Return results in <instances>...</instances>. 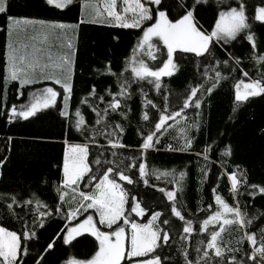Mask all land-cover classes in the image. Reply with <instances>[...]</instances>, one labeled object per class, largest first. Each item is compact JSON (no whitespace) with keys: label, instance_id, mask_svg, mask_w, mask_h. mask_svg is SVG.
I'll use <instances>...</instances> for the list:
<instances>
[{"label":"snow or ice","instance_id":"snow-or-ice-1","mask_svg":"<svg viewBox=\"0 0 264 264\" xmlns=\"http://www.w3.org/2000/svg\"><path fill=\"white\" fill-rule=\"evenodd\" d=\"M45 2L57 9H64L71 5L73 0H45ZM206 2L207 0H193L191 5H188L186 0L178 2L176 8L179 12L175 19H170L169 11L163 9V0H104L102 10L90 6L93 8L92 18L89 20L82 18L77 24L7 16L5 66L2 75L5 100L7 87L13 82L18 84V99L24 95L21 89L44 81H51L62 89V92H59L54 87L44 86L29 92L27 103L19 106L13 104L7 108L8 123H13L15 120H28L45 110L57 108V98L62 95L63 108H58L59 116L68 122L70 131L74 130L84 136L85 142L65 148L62 177L55 189L58 202H54L49 209L47 204L37 200L31 223L20 217L22 226L19 234L0 227V264H26L24 257L29 255L27 242L37 237L35 229L44 226L43 218L50 217L54 213L62 214L69 222L78 221L74 226L67 227L66 235L63 236L65 245L70 244L85 232L90 233L98 242V250L91 259L75 261L73 264H121L125 258L131 264L133 258L149 256L151 258L137 259L136 264H164L166 258L158 254L157 250L168 245L170 234L175 230V224L172 220L163 218V213L160 211H152L145 223L136 222L130 215L134 214L135 217L143 218L148 212V206L136 196H130L120 183L125 182L128 185L135 183L132 177L126 174L128 170L133 169L138 171L139 179L145 186H149L150 175L155 176L156 179L173 176L174 187L171 190L159 188L158 191L163 193L169 202L171 216L182 222L184 235L181 239L187 240L194 232V222L192 219H186L182 214L183 201L178 199V193L183 191L186 173L181 171L176 178L175 170L161 172L153 168L149 171L145 154L160 142L159 137L164 135L168 127H171L168 121H186V110L189 108L194 109L196 116L199 117L205 98L211 96L221 82L227 79L220 70L221 62L215 55L216 45L224 48L238 39H243L255 49L245 0H236L235 6L228 5L227 10L219 11L210 31L203 29L195 16L197 6ZM6 11L7 0H0V14ZM251 19L264 23V0L261 5L254 6V16ZM82 23H106L109 27L139 29L141 32L132 49V55L125 61V71L130 68L132 73L131 81L125 79L120 90L115 94L108 91L107 95L110 99L103 108L89 104L96 116L95 125L100 127L90 128L80 108H76L74 112L70 111L69 102L74 90L76 72V49L71 38L66 37L70 30L78 29L79 24ZM115 38L118 39V37ZM52 41H57V46L62 49L55 55L51 51L50 42ZM158 45L166 49V58L163 59L161 66L153 68L143 59L137 58V53L146 47L149 50L148 55L155 60L156 56L153 52L160 50ZM177 52L193 54L194 57L200 58L201 62L215 61V66L212 68L214 75L210 76L209 69H205L204 83H197L187 89L179 111H168L167 97H164L162 111L151 99H145L146 106L157 109L158 119L154 115L150 117L147 111L143 113L141 119L148 122L149 127L144 130L138 129L142 138L138 149L139 156L136 158L123 156L119 150L126 148L120 140L124 134V128L119 123H111L108 119L109 113H119L121 117L127 118L124 103L120 97L125 99L131 97V83L146 82L159 92L163 87L162 78L172 77L179 71L178 64L174 60V54ZM239 65V58H234L231 53L222 62V66L229 72L239 70L247 77L248 73L240 69ZM104 69L103 72L100 69H93V71L100 75L123 76V73L112 71L110 61ZM234 89L233 112L249 98L264 95V80L253 79L248 82L240 80L235 84ZM142 95L146 97L147 93L142 91ZM87 97H95L101 102L105 100L104 95L97 96L95 85L91 87ZM87 97L81 100L82 104L88 102ZM199 127V121H193L183 130L184 135L179 147L169 144L167 150L182 152L190 150L193 139L188 133L193 128L199 130ZM97 136H103L107 142L106 145L98 142ZM92 146L96 147L97 153L90 161ZM106 152H110L111 158L105 155ZM208 152L209 148L206 146L203 153L206 161ZM197 155L201 154L197 153ZM221 155H230V149L226 148ZM2 164L3 160H0V165ZM92 165L95 166V170ZM202 177L206 178L207 172L202 170ZM227 178L230 181L233 199L237 200V203L229 205L216 193V189L212 190L215 210L211 203L207 209H198L201 213H207L206 218L199 222V232L207 233L206 243L204 240L199 242L203 247H197L196 251L200 258L196 261L188 259L185 249L182 252L185 264H248L249 261L252 264H264V226L259 229V238L256 231H247L252 220L246 218L247 214L242 211L238 203L239 187L243 181L238 177L237 172L228 173ZM245 186L248 187L246 184ZM250 187L253 191L248 192V195L254 196L258 186ZM258 190L264 194V187H259ZM69 191L73 193L71 202L66 201ZM10 200L6 207L13 213L14 208H25L33 204L31 198L20 202L13 196ZM41 208L44 210L41 211ZM89 210H94L93 214L79 220V217L88 213ZM95 217H98V220ZM98 225L107 230H101ZM228 226L235 227L243 233L235 246L232 245L231 240L225 242L223 239L222 234L227 231ZM245 241L250 248V251L244 252L247 260L238 259L236 254L243 250L240 246ZM53 246L54 241L48 243L44 252L53 249ZM42 260L43 256H39L34 260V264H42Z\"/></svg>","mask_w":264,"mask_h":264},{"label":"trees","instance_id":"trees-1","mask_svg":"<svg viewBox=\"0 0 264 264\" xmlns=\"http://www.w3.org/2000/svg\"><path fill=\"white\" fill-rule=\"evenodd\" d=\"M88 1L73 0V3L64 9H57L47 5L45 0H7V11L0 14V160H3V164L0 165V227L16 231L18 234L22 226L20 217L31 223L37 200L47 204L49 209L54 202H58L55 189L62 177L65 147L83 143L85 138L74 130L70 131L68 122L59 116L58 108H63L62 95L57 98V108L45 110L28 120H15L13 123H8L7 108L13 104L19 106L27 103L28 93L35 91L37 86H51L59 92H62V89L51 81H44L40 85L34 84L21 89L24 95L18 99V84L13 82L7 87L5 100L2 75L5 66L7 16L77 24L82 18L85 20L92 18L93 8L90 7L92 5H88L90 3ZM81 2L85 5L84 9L81 8ZM178 2L183 0H163V9L169 11L170 19L177 18L179 9L176 8V4ZM186 2L191 5L193 0H186ZM245 3L248 7L246 14L250 16V31L254 36L255 49L243 39H238L224 48L216 45L215 55L221 62L220 70L227 79L221 82L211 96L205 98L199 117L196 116L194 109L189 108L186 110V121H168L171 127H168L164 135L159 137L160 142L145 154L149 171L153 168L161 172L175 170L176 178L179 172L186 173L183 191L178 193V199L183 201L182 214L186 219H192L194 222V232L187 240L181 239L184 235L182 222L171 216L169 202L163 193L158 191L159 188L171 190L174 187L173 176L156 179L155 176L150 175L149 186H145L139 179L138 171L133 169L128 170L126 174L130 175L135 183L128 185L118 181L130 196H136L148 206V212L143 218L138 219L134 214H130L137 222L145 223L152 211H160L163 213V218H168L175 224V230L170 234L168 245L157 250L158 254L166 258L164 264H185L182 256L185 249L188 259L196 261L200 258L196 249L203 247L199 243L201 240L206 243L207 233L199 232V222L206 218L207 213H201L198 209H207L211 203L215 210L213 189H216V193L229 205L237 203L230 191L228 173L237 172L238 177L243 181L239 187L238 203L242 211L247 214L246 218L252 220L247 231H256L259 238V229L264 226V194L258 190L259 187H264V95L251 97L240 104L235 112L232 110L234 86L238 81L264 80V59H261L264 58V23L251 19L254 16V6L261 5L262 0H245ZM228 5L235 6L236 0H207L206 3L197 6L196 19L203 29L210 31L219 11L225 10ZM140 34L139 29L109 27L106 23H82L79 24L78 29L68 32L66 38H71L76 49V72L74 90L69 102L70 111L74 112L76 108H80L90 128L100 126L95 125L96 116L89 104L103 108L110 99L107 95L108 91L115 94L120 90L125 79L131 81L132 73L130 68L125 71V61L132 55V49ZM50 43L54 55L62 51L57 46V41ZM158 47L160 50L153 52L156 56L155 60L148 55L149 50L146 47L137 53V58L143 59L150 67L161 66L163 59L166 58V49H163L162 45ZM229 53L234 58H239V68L248 73L247 77L239 70L229 72L222 66L223 60ZM174 60L178 64L179 71L172 77L162 78L163 87L159 92L146 82L131 83V97L128 99L120 97L124 103L126 119L119 113H109V121L119 123L124 128V134L120 140L126 148L119 150L123 156L133 158L139 156L138 149L142 138L138 129L144 130L149 127L148 122L141 119L143 113L147 111L150 117L154 115L158 119L157 109L146 106L145 99H151L162 111L164 97H167L168 111H179L187 89L197 83H204L205 69H209L210 76L214 75L212 68L215 66V61L201 62V59L194 57L193 54L179 52L174 54ZM109 61L112 71L123 73V76L100 75L93 71V69H100L103 72L104 66ZM233 67H235L234 64ZM93 85L96 87L97 96L104 95L103 102L95 97H87ZM142 91L147 93L146 97L142 95ZM85 97L88 102L82 104L81 100ZM196 120L200 124L199 130L193 128L188 133L193 139L191 149L183 152L168 151L169 144L179 147L184 135L183 130ZM97 141L105 145L107 143L103 136H97ZM206 146L209 148L207 161L203 156ZM226 148L230 149V155L222 156L221 153ZM96 153V147L92 146L90 161ZM197 153L201 155L198 156ZM105 155L111 158L110 152H106ZM92 167L95 170V166L92 165ZM202 170L207 172L206 178L202 177ZM251 185L258 186L254 196L248 195V192L253 191ZM72 195L73 193L69 191L66 201L71 202ZM13 196L20 202L31 198L33 204L25 208H14L13 213L6 207ZM84 215L82 214L79 220ZM43 219L44 226L35 229L37 237L27 242L29 255L24 257L26 264H34V260L39 256H43L42 264H65L69 260H88L94 255L97 242L90 235L82 234L68 245L63 243L67 227L76 223L77 220L69 222L62 214L55 213ZM242 234L235 227L228 226L222 236L225 242L231 240L232 245L235 246ZM53 241V249L44 252L47 244ZM240 247L243 250L236 254L237 258L247 260L244 255L245 251H250L247 242L245 241ZM248 264L252 262L249 261Z\"/></svg>","mask_w":264,"mask_h":264},{"label":"rangeland","instance_id":"rangeland-1","mask_svg":"<svg viewBox=\"0 0 264 264\" xmlns=\"http://www.w3.org/2000/svg\"><path fill=\"white\" fill-rule=\"evenodd\" d=\"M88 2H90V3H88V5H92V6H95V7H97V8H100L101 10H102V7H103V2H104V0H89ZM98 3H99V5H98ZM84 7H85V5H84V3H82L81 2V8H83L84 9ZM225 10H227V8L225 9ZM40 84H42V83H39V84H35V85H40ZM43 87V86H42ZM42 87H40V86H37V89H39V88H42ZM69 146H71V145H67V147H69ZM66 148V147H65ZM229 181V180H228ZM229 184H230V181H229ZM93 211L94 210H89L88 211V213H86L85 215H84V217L86 216V215H90V214H93ZM83 217V218H84ZM82 218V219H83ZM138 219H140L141 217H137ZM82 219H80V220H82ZM95 219L96 220H98V217H95ZM78 222V221H77ZM76 222V223H77ZM137 222V221H136ZM76 223H73V224H71L69 227H71V226H74ZM139 223V222H138ZM99 226V225H98ZM99 227H101V230H107L106 228H103V226H99ZM129 230H130V226H129ZM83 234H87V235H90V236H92L90 233H88V232H85V233H83ZM64 235H66V232H65V234ZM82 235V234H81ZM93 237V236H92ZM94 239H95V237H93ZM97 242V241H96ZM97 250H98V242H97ZM146 258H151V257H146ZM145 257H144V259H146ZM91 259V258H90ZM137 259H140V258H133L132 259V261H131V264H136V260ZM75 261H78V260H69V261H67V262H65V264H73V262H75ZM121 264H129V261L127 260V258H125V260H122L121 261Z\"/></svg>","mask_w":264,"mask_h":264}]
</instances>
